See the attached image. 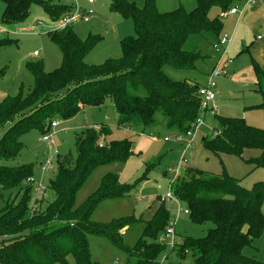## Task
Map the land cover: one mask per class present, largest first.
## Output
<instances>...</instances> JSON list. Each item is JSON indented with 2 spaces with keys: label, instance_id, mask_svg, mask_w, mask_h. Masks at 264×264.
Returning a JSON list of instances; mask_svg holds the SVG:
<instances>
[{
  "label": "trees",
  "instance_id": "trees-1",
  "mask_svg": "<svg viewBox=\"0 0 264 264\" xmlns=\"http://www.w3.org/2000/svg\"><path fill=\"white\" fill-rule=\"evenodd\" d=\"M233 1L196 0L189 12L178 7L159 13L154 0H145L141 8L125 0H109L112 12L132 20L135 35L120 41V58L107 59L99 65H87L84 58L100 37L88 34L80 40L71 26L48 31L49 41L60 52L58 68L45 72L41 61L26 63L32 88L25 95L19 90L0 102V129L8 126L0 138V201L5 191L21 187L32 178L30 165L10 167L1 163L19 154L20 135L33 129L46 133L52 119H71L84 106L99 107L110 99L118 128L150 135L162 126L172 136L184 135L199 116V87L173 81L163 67L194 69L204 57L184 50L185 39L204 30L217 34L220 20L209 19L207 12L211 6L227 11ZM0 3L4 6V26L24 23L33 5L40 7L53 23L70 8L52 0ZM13 42L0 39V49ZM253 69L256 92L261 98L258 107L264 113V71L257 65ZM3 74L4 70L0 71V77ZM215 118L218 130L213 128L209 138H202L201 146L216 157L232 155L252 169L264 168V128L252 127L242 118ZM108 132L105 127H86L75 135V159L57 158L55 178L47 186L53 200L44 208H36L37 201L28 206V189L0 208V264L66 263L68 256L75 264H98L91 257L88 236L106 239L122 253L121 264H159L162 256L167 258L169 253H174L177 260L189 256L191 264H264V260L256 261L243 254L244 248L251 247L264 230V182L244 189L240 179L229 175L223 166L220 173L183 167L174 180L168 181L171 196L188 210L190 223L213 225L204 237H185L173 249L161 241L170 220L164 201L158 200L148 220L129 217L109 224L91 221V212L100 201L124 197L132 190V185L119 184L114 174L104 175L96 191L75 208L74 196L94 168L124 163L131 154V142L127 140L100 144L99 136ZM135 227L139 229L138 240L132 247L124 246L123 230Z\"/></svg>",
  "mask_w": 264,
  "mask_h": 264
},
{
  "label": "rangeland",
  "instance_id": "rangeland-1",
  "mask_svg": "<svg viewBox=\"0 0 264 264\" xmlns=\"http://www.w3.org/2000/svg\"><path fill=\"white\" fill-rule=\"evenodd\" d=\"M76 1L81 9H85L88 22L73 24V31L80 40H84L88 34L100 37V41L85 56L84 63L99 65L107 59L120 58V41L135 35L132 20L112 12L109 9V0H94L91 5H86L84 0ZM125 1L133 3L138 8L143 7L145 2V0ZM52 2L72 5L68 0H52ZM154 5L159 13L170 12L178 7L189 12L194 9L196 0H154ZM232 5L231 8L236 7ZM3 9L4 6L0 3V27L5 29V32L0 33V39H9L14 42L11 46L0 49V71L4 70L3 76L0 77V102L7 96L16 95L19 90L25 95L32 88L33 80L25 68L26 63L41 61L45 72H52L60 65V52L46 35L54 24L40 7L33 5L26 21L17 26H4L1 23ZM240 9L241 7L236 8L238 11ZM223 12L217 6H211L207 12L209 19L218 17L220 20L217 34L209 30L193 33L187 36L183 44L186 51H194L203 57L214 58L216 53L212 46L217 45L223 35L229 37L228 42L220 44V51L225 53L223 62L225 75H219L213 79L215 98L207 104L206 110L202 108L199 112L203 123L196 128L193 134V144L191 149L186 152L187 162L182 165V168L191 167L208 173H220L221 166H223L228 174L240 179L239 185L242 188L250 190L255 184L264 182V168L252 169L245 165L241 159L232 155L222 154L216 157L201 146L202 138H209L213 128L218 130L215 115L242 118L246 124L252 127L264 128V113L258 107L261 98L257 92H253V84L239 80L240 74L235 79L233 78L234 74L241 71L249 60L247 56L239 55L238 50L231 46L236 37L232 38L231 32L224 30ZM29 26L32 27V31H15V29H26ZM230 46L231 49H229ZM33 52H37L38 56L34 57ZM212 68L213 65L208 70V66L206 69L204 65L197 63L195 68L190 70H179L166 65L163 67V71L173 81H187L204 88L209 82L208 73ZM231 71L236 72L231 74ZM52 120L57 123V126L50 127L46 133L33 129L20 135L19 141L22 148L19 154L13 159L1 162L10 167L30 165L32 178L24 181L21 187L5 191L2 201H0V208L7 201L16 200L20 193L27 189L29 190L28 206H32L37 201L36 208H44L53 200V194L47 186L55 178L57 158L69 157L74 160L76 156L75 135L86 127L97 129L105 127L109 132L99 136V143L106 145L110 141H130L131 154L124 163H110L94 168L77 190L73 206L78 208L82 205L96 191L104 175L114 174L117 176L119 184L132 185V190L124 197L100 201L91 212V221L109 224L129 217L135 220L143 217L148 220L154 208L159 204L158 200L161 201L167 196L168 181L172 178V173H168L166 170L176 166L180 161L181 145L172 141H163L164 137L170 138L171 133L162 126L157 128L156 134L150 135H140L130 128H118L116 113L110 99H106L99 107L84 106L71 119L54 118ZM7 127L0 129V138ZM46 135H50V141L42 140ZM246 158L248 156L244 152L243 159ZM45 160L51 162V168L42 170L41 165ZM165 207L170 214L169 223L174 220L175 244H179L185 237L202 238L206 235L208 228L213 227L211 223L202 225L190 223L188 216L182 212L184 206L181 203L177 204L173 199L165 201ZM149 208L152 209L148 211ZM262 210L264 212V202ZM139 236L137 227L124 229L122 243L126 247H132ZM88 244L91 257L98 264L122 263V253L106 239L88 236ZM243 254L256 261L264 260V230L251 247L244 248ZM175 261H178L179 264H191L192 262L189 256L183 260H177L174 253H169L163 264ZM57 264L75 263L73 258L68 256L66 263Z\"/></svg>",
  "mask_w": 264,
  "mask_h": 264
},
{
  "label": "built area",
  "instance_id": "built-area-1",
  "mask_svg": "<svg viewBox=\"0 0 264 264\" xmlns=\"http://www.w3.org/2000/svg\"><path fill=\"white\" fill-rule=\"evenodd\" d=\"M72 3V5L69 8V12L65 15H63L56 23H54L53 27H52V31H60L63 30L67 27H72L73 24L77 23V22H82V23H87L88 19L86 17V11L85 9H81L76 0H68ZM86 5H91L94 3V0H84ZM237 10L236 8H231L228 9L227 11H224L222 13V15H226V14H234L236 13ZM84 13H85V17H84ZM1 32H5L4 29H2L0 27V33ZM257 39H259V37H257ZM229 41V37L226 35H223L220 38V41L218 42V44L213 45L212 49L214 51V53H216V56L213 58L214 60V66L212 68V70L210 71L209 74V82L207 83L206 87L202 88L199 87L197 89V96L200 99V110L203 108L204 110H206L207 108V104L212 102L215 98L214 93H213V89L215 88V84L213 79L216 78L219 75H225V71L223 68V62L225 60V53L220 51V44L222 43H226ZM33 56L36 57L38 56L37 52H33ZM201 100H203V102H201ZM203 123L202 118H200L198 116V118L196 119L195 123L191 126V128L184 134V135H174L171 136L170 138L165 137L163 139L164 142H169L172 141L176 144L181 145L182 149H181V157H180V161L178 162V164L172 168H168L166 171L168 173H172V180H174L179 174H180V170L182 168V165L185 163L186 164V152L192 147L193 144V134L196 130V128L201 125ZM57 126V123L55 121H52L50 123V127L54 128ZM215 135V134H214ZM43 141H50V135H46L42 138ZM45 168H51V162L48 160H45L44 164L41 165V169L44 170ZM173 199L174 202H176L177 204H179V202L174 199L171 194L170 191L168 190L167 196L162 199L161 201H167V200ZM180 212V210H179ZM182 212L184 215H188V210L183 208ZM173 225H174V220L172 221V223H168L165 231L162 234L161 237V241L163 243H165V245L169 248V249H173L176 244L174 242V237H175V233H174V229H173ZM166 260L165 256H162V258L159 261V264H163L164 261Z\"/></svg>",
  "mask_w": 264,
  "mask_h": 264
},
{
  "label": "crops",
  "instance_id": "crops-1",
  "mask_svg": "<svg viewBox=\"0 0 264 264\" xmlns=\"http://www.w3.org/2000/svg\"><path fill=\"white\" fill-rule=\"evenodd\" d=\"M232 4V6H236L234 8L241 7V9L234 14L222 16L225 23L224 30L231 32L232 38L233 36L236 37L234 44L232 41L233 45L231 44V46L238 50L239 55H245L249 60L241 71L234 74L233 78L235 79L240 74L239 80H245L249 84H253V92H256V77L253 65H257L261 71H264V0H234ZM52 24L54 23L52 22ZM22 30L32 31V27L15 29L18 32ZM231 46L229 49H231ZM198 64L204 65L206 69L208 66L209 70L212 65L214 66V60L211 57H204ZM234 72L236 71H231V74ZM229 175L233 176L232 174ZM150 209L152 208H149L148 211Z\"/></svg>",
  "mask_w": 264,
  "mask_h": 264
}]
</instances>
